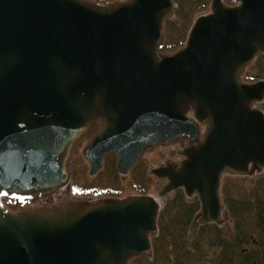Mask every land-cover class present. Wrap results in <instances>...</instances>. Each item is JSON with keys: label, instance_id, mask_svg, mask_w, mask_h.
Returning a JSON list of instances; mask_svg holds the SVG:
<instances>
[{"label": "water", "instance_id": "obj_1", "mask_svg": "<svg viewBox=\"0 0 264 264\" xmlns=\"http://www.w3.org/2000/svg\"><path fill=\"white\" fill-rule=\"evenodd\" d=\"M212 0L185 45L163 51L175 0H0V264L151 260L175 192L198 198L192 230L223 227L226 176L264 173V0ZM184 142L150 174L157 194L12 209L68 189L75 155L126 178L147 154Z\"/></svg>", "mask_w": 264, "mask_h": 264}, {"label": "trees", "instance_id": "obj_2", "mask_svg": "<svg viewBox=\"0 0 264 264\" xmlns=\"http://www.w3.org/2000/svg\"><path fill=\"white\" fill-rule=\"evenodd\" d=\"M187 1L191 3L188 7ZM193 1L199 4L193 7ZM176 2L179 4L176 20L168 22L167 51L184 46L193 20L209 5L208 0ZM258 60L257 79L264 80V55ZM260 108L264 111V104ZM78 167L75 162L70 193L73 198L121 196L127 191V185H120L116 190L82 185L77 175ZM147 185L140 183L137 194H148ZM222 195L227 208L225 226L220 228L212 224L192 231L193 219L200 209L199 201L197 198L187 200L182 191H177L160 215L159 235L153 241V259L134 264H264V173L255 179L227 178Z\"/></svg>", "mask_w": 264, "mask_h": 264}, {"label": "rangeland", "instance_id": "obj_3", "mask_svg": "<svg viewBox=\"0 0 264 264\" xmlns=\"http://www.w3.org/2000/svg\"><path fill=\"white\" fill-rule=\"evenodd\" d=\"M179 1H183V0H179ZM208 3L210 4V1ZM190 4L191 3H189L187 1V3L185 5L188 7ZM198 4H199L198 2L193 1L192 6L196 7ZM178 5H176V9H175L176 12L178 10V8H177ZM208 10L209 9H207L204 12L207 13ZM199 16L200 15H198L196 17V19ZM196 19L193 20V23L190 27V30H191ZM175 20H176V17H175L174 21ZM190 30L188 31V34H189ZM188 34L186 35V40L188 38ZM164 50H165V48H164ZM165 51H167V50H165ZM258 61L259 60H256V62L249 68L247 74H249V73H253V74H257V75L259 74ZM83 147L78 150V152L74 158V163L76 162V164L79 165V167L77 169V175H78V179L81 182V184L82 185L93 184V185L103 186V187L109 188L108 190H111V189L116 190V188H118L120 185H127L126 186L127 191L121 195V196H125V197L127 195L137 194L136 190L139 187L140 183L141 184L143 183L146 185L149 184V187L147 185V187L149 189L148 194L155 196L157 194V189H158V186L160 183L155 177H153L150 174V172L153 169L161 166L162 164H164L168 160H170V161H174L171 159H178V161L182 160V156L179 153V151L183 150V148H184L182 144L176 145L173 147L158 148L154 152L147 154L144 157V160L142 161L141 165L137 169H134L128 176H126V178H122V176H120L116 170V161L115 160L113 161L112 159H106L105 164H104V169L98 175H96L94 177H90L89 176V164L87 161H85V159L83 158V155H82ZM74 163H73L72 172L74 169ZM108 165H109V168H107ZM229 177L230 176H226L224 178V180H226ZM256 177H259V176H256ZM232 178H240L241 179L242 177H232ZM255 178H253V179H255ZM247 179H252V178H247ZM136 183H139V184H136ZM71 185H72V177H71L70 186L68 189H64L62 191H59L58 193H56L55 195H53L50 198H46V199L38 200V201H32V202L8 201V204L12 209H18V208L20 209V208H30V207H41V206H44L47 204H56V203L63 202L65 200H72V199L83 200V199H85V198H80V197L73 198V196L70 194L71 189H72ZM108 192H110V191H108ZM183 194H184V192H183ZM174 195H175V193L173 194L172 199L174 198ZM184 196H185V194H184ZM115 197H117V196H115ZM185 198H186V196H185ZM195 198H197V197H195ZM195 198H193V199H195ZM172 199L167 204H169L172 201ZM193 199H187V200H193ZM167 204L164 205L163 209L165 208V206ZM163 209H162V211H163ZM162 211H161V213H162ZM226 220H227V216H226Z\"/></svg>", "mask_w": 264, "mask_h": 264}, {"label": "flooded vegetation", "instance_id": "obj_4", "mask_svg": "<svg viewBox=\"0 0 264 264\" xmlns=\"http://www.w3.org/2000/svg\"><path fill=\"white\" fill-rule=\"evenodd\" d=\"M208 1H210V4L208 5V12L207 13H205V12H202V13H200L199 15L200 16H202V15H206V14H208V13H210V6H211V1L212 0H208ZM225 2H226V4H228V5H234L232 2H231V0H225ZM175 4L176 5H178L177 4V2H176V0H175ZM178 8V7H177ZM207 10V9H206ZM199 16V17H200ZM175 17H176V11H175ZM175 17H174V19H175ZM174 19L173 20H171V21H174ZM170 22V21H169ZM259 58V57H258ZM258 58L256 59V60H258ZM256 60L247 68V70H246V72H245V74L243 75V77H242V80L245 82V83H255V82H257V81H260V80H258L257 79V74H253V73H249V74H247L248 73V70H249V68L256 62ZM180 144H182L183 145V147H185V143L184 142H182V143H180ZM180 144H178V145H180ZM184 149V148H183ZM182 151V150H181ZM181 151H179V153L181 152ZM179 155V154H178ZM178 157V156H177ZM113 161H114V159H112ZM144 160V159H143ZM142 160V161H143ZM171 160H174V161H178V159H171ZM142 163V162H141ZM141 163L138 165V167L141 165ZM137 167V168H138ZM136 168V169H137ZM232 178V177H231ZM223 183H224V180H223ZM222 183V184H223ZM222 188H223V185H222ZM110 197H115V196H110ZM117 197H122V196H117Z\"/></svg>", "mask_w": 264, "mask_h": 264}]
</instances>
